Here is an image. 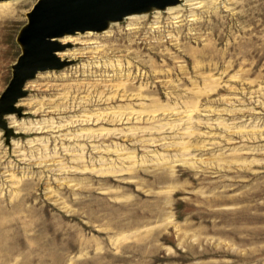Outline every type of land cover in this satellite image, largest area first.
Listing matches in <instances>:
<instances>
[{
  "label": "rangeland",
  "instance_id": "1",
  "mask_svg": "<svg viewBox=\"0 0 264 264\" xmlns=\"http://www.w3.org/2000/svg\"><path fill=\"white\" fill-rule=\"evenodd\" d=\"M37 1L0 13V97ZM193 1L74 36L28 83L0 264H264V0Z\"/></svg>",
  "mask_w": 264,
  "mask_h": 264
},
{
  "label": "water",
  "instance_id": "2",
  "mask_svg": "<svg viewBox=\"0 0 264 264\" xmlns=\"http://www.w3.org/2000/svg\"><path fill=\"white\" fill-rule=\"evenodd\" d=\"M3 1L9 0H0ZM178 4L180 0H38L19 34L22 54L0 97V129L5 131L7 141L17 136L8 118L25 115L19 103L28 95V83L40 73L61 70L71 64L58 55L67 49L61 39L77 33H101L108 29L110 22H121L133 14L154 8L165 10Z\"/></svg>",
  "mask_w": 264,
  "mask_h": 264
},
{
  "label": "bare ground",
  "instance_id": "3",
  "mask_svg": "<svg viewBox=\"0 0 264 264\" xmlns=\"http://www.w3.org/2000/svg\"><path fill=\"white\" fill-rule=\"evenodd\" d=\"M20 1H22V2H26V0H9V1H3V2H0V13H3V12H7V11H10L11 9H13L14 8V5H16L18 2H20ZM192 2L193 0H180V4H178L177 5V7H179L180 8V6H183V5H187V3L188 2ZM194 2V1H193ZM192 4V3H191ZM175 7L176 6H172V7H168V8H166L165 10H166V12L167 11H171L172 9H175ZM176 9H178V8H176ZM181 9H184V8H181ZM180 10V9H179ZM153 12H159V9H156V8H154V9H152L151 11H149V12H144V13H139V14H133V15H130V16H127L126 18H128V17H131V18H139V17H145L147 14H149V13H153ZM172 13V12H171ZM174 13V12H173ZM178 16V15H177ZM180 17V16H179ZM125 18V19H126ZM174 19V18H173ZM175 22V21H174ZM115 23H117V22H110L109 23V27H108V29H110L111 28V26H113V24H115ZM107 29V30H108ZM98 34V33H100V32H86V33H77V34H75V35H66L65 36V38H63V39H61L60 41H62V43H67L68 41L70 42V40L74 37V36H81V35H85V34H87V35H93V34ZM69 52H71V50H69V51H64V52H59L58 53V55H59V57L62 59V60H66L65 58H64V56L65 55H68V54H70ZM74 54V53H73ZM71 55V54H70ZM12 122H13V124L16 126H18V128H20V129H23V130H25L26 129V127H25V125L24 124H22V123H19L17 120H15L14 118L12 119ZM35 127V129H36V126H34ZM34 129V130H35ZM9 204V203H8ZM33 208V207H32ZM33 210V209H32ZM11 211V210H10ZM5 212V211H4ZM30 212V211H29ZM8 214V213H7ZM19 222V221H18ZM17 222V223H18ZM15 223V222H14ZM14 223H12L11 225H13ZM21 223V222H20ZM14 225H16V224H14ZM22 225V224H21ZM20 227H22V226H20Z\"/></svg>",
  "mask_w": 264,
  "mask_h": 264
}]
</instances>
